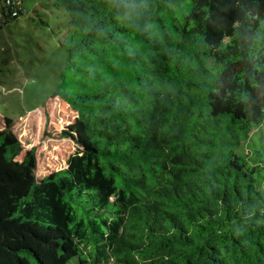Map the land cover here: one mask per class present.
<instances>
[{"label": "trees", "instance_id": "trees-1", "mask_svg": "<svg viewBox=\"0 0 264 264\" xmlns=\"http://www.w3.org/2000/svg\"><path fill=\"white\" fill-rule=\"evenodd\" d=\"M47 1L72 91L0 114V264H264V0Z\"/></svg>", "mask_w": 264, "mask_h": 264}, {"label": "rangeland", "instance_id": "rangeland-1", "mask_svg": "<svg viewBox=\"0 0 264 264\" xmlns=\"http://www.w3.org/2000/svg\"><path fill=\"white\" fill-rule=\"evenodd\" d=\"M24 6L28 14L0 29V114L10 118L43 104L63 74L66 89L72 91V73L61 45L66 18L47 0H24Z\"/></svg>", "mask_w": 264, "mask_h": 264}, {"label": "built area", "instance_id": "built-area-1", "mask_svg": "<svg viewBox=\"0 0 264 264\" xmlns=\"http://www.w3.org/2000/svg\"><path fill=\"white\" fill-rule=\"evenodd\" d=\"M22 0H0V29L12 18L18 17Z\"/></svg>", "mask_w": 264, "mask_h": 264}]
</instances>
